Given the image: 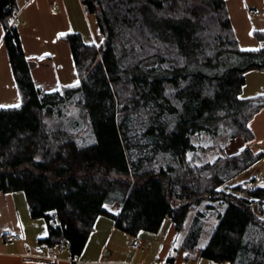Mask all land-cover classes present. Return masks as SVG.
<instances>
[{
	"label": "trees",
	"instance_id": "16d2710c",
	"mask_svg": "<svg viewBox=\"0 0 264 264\" xmlns=\"http://www.w3.org/2000/svg\"><path fill=\"white\" fill-rule=\"evenodd\" d=\"M225 2L80 0L98 42L62 36L77 82L42 92L14 25L20 0H0L20 97L0 109V194L23 193L30 218L45 223L46 248L77 258L99 216L131 236L169 219L178 240L167 263L183 250L186 261L200 252L210 264H264V186L229 184L264 157L247 146L264 95L240 98L244 75L264 72V46L239 48ZM253 37L264 42V31ZM222 136L241 147L226 153ZM201 137L210 144L198 148ZM202 206L223 207L211 233Z\"/></svg>",
	"mask_w": 264,
	"mask_h": 264
},
{
	"label": "crops",
	"instance_id": "0c3cea01",
	"mask_svg": "<svg viewBox=\"0 0 264 264\" xmlns=\"http://www.w3.org/2000/svg\"><path fill=\"white\" fill-rule=\"evenodd\" d=\"M20 5L22 21L18 31L34 84L41 91L75 84L77 78L70 49L59 36L70 33L81 36L69 18L68 8L72 6L85 24V32L91 39L89 44H96L88 18L91 16L84 13L80 0H21ZM225 5L239 48L257 50L260 44L253 32L264 31V0H226ZM2 37L0 26V109L16 108L20 97ZM261 95H264V72H247L240 98ZM107 211L113 215L119 213V209ZM164 221L155 232L140 231L131 236L115 228L114 220L108 216H99L81 254L72 258L65 246L49 249L40 243L47 231L32 221L21 192L0 194V264H197L193 258L186 261L183 250H178L172 262L167 263L178 233L171 221ZM13 235L19 238L14 240ZM136 242L138 248L132 249L131 245ZM60 247L64 252L58 249Z\"/></svg>",
	"mask_w": 264,
	"mask_h": 264
},
{
	"label": "rangeland",
	"instance_id": "374dc122",
	"mask_svg": "<svg viewBox=\"0 0 264 264\" xmlns=\"http://www.w3.org/2000/svg\"><path fill=\"white\" fill-rule=\"evenodd\" d=\"M20 3H21V0H20ZM72 6H74V5L72 4ZM72 6H70V8H68L69 18H71V20H72L71 22H74V28L76 30L80 31L82 41L85 44H89L91 42V39H90L88 33L85 32V24H83V22L78 18V14L76 13V10L74 11V8ZM88 18H89L91 27H92L94 35H95V42L97 43L98 42V36L96 33L95 21H94L93 17H88ZM21 21H22V17L20 15V11H19L15 20H14V25L16 27H19L21 25ZM64 35H67V34L60 35L59 38L65 41V39H63V37H62ZM259 44H260V47L264 46V42L259 43ZM43 90L45 92H50V91H48L49 89L47 90L46 88ZM44 91H42V92H44ZM69 113L74 114L73 111H69ZM248 126H249V129L254 134V140L252 142H250L249 144H247L248 148L254 153H258V152L264 153V111L262 113L257 114L254 117V119L249 123ZM217 141H218L217 145L224 147L225 152L228 154L236 152L238 150V148L241 147L240 140H229L225 136H222ZM210 142H211V140L206 139L205 137H201L200 141H198V142L194 139V143L196 145H198V148L205 146V145H208V144H210ZM252 178L254 179V185L264 186V157L257 164H255L252 168H250L247 172L241 174L236 179L231 181L229 184H236V183H240L243 181H249ZM207 204H210V202L206 201L203 203L204 206ZM204 206H202L200 208V210L206 211L209 214L211 221L209 219L210 223L207 224L206 226L210 230V233H211L215 227V224L217 223V219H215V215L219 212L221 213L223 211V207L222 206H215V211L213 212V210L211 209L209 211L210 212L209 213L207 211L208 209L206 210L204 208ZM107 209L115 210L117 208H115V207L110 208L109 207ZM195 211H198V209H196ZM192 215H193L192 212H190L186 216V220H185L186 225L191 221ZM32 221L41 224L46 229L45 223L42 219H37V220H32ZM164 222H170V220L165 219ZM8 233H9V235H12L11 232H8ZM210 233L208 231V233L205 232L204 234L201 235V237L199 239V246L200 247H203V245L206 243L208 237L210 236ZM58 249L63 251V252L65 250V249H63V247H60ZM193 259L197 261V264H198V262H200L199 264H210L207 260L202 259L200 257V253L197 256H193Z\"/></svg>",
	"mask_w": 264,
	"mask_h": 264
},
{
	"label": "built area",
	"instance_id": "2783aa9c",
	"mask_svg": "<svg viewBox=\"0 0 264 264\" xmlns=\"http://www.w3.org/2000/svg\"><path fill=\"white\" fill-rule=\"evenodd\" d=\"M11 238L14 239V240H17L19 238V236L18 235H13V236H11ZM131 248L132 249H137L138 248V242L132 244Z\"/></svg>",
	"mask_w": 264,
	"mask_h": 264
},
{
	"label": "snow or ice",
	"instance_id": "6c2138e0",
	"mask_svg": "<svg viewBox=\"0 0 264 264\" xmlns=\"http://www.w3.org/2000/svg\"><path fill=\"white\" fill-rule=\"evenodd\" d=\"M61 35H63V34H61ZM187 255V254H186Z\"/></svg>",
	"mask_w": 264,
	"mask_h": 264
}]
</instances>
